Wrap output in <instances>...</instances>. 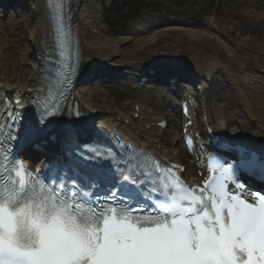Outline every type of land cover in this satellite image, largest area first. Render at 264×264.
<instances>
[{
	"label": "snow or ice",
	"instance_id": "obj_1",
	"mask_svg": "<svg viewBox=\"0 0 264 264\" xmlns=\"http://www.w3.org/2000/svg\"><path fill=\"white\" fill-rule=\"evenodd\" d=\"M55 22L64 61L71 57L63 0ZM42 107V116L54 114ZM80 161L41 178L0 140V264H264V192L242 195L236 176L254 160L225 167L223 157L211 158L202 188L150 160L114 168V158L95 149Z\"/></svg>",
	"mask_w": 264,
	"mask_h": 264
},
{
	"label": "bare ground",
	"instance_id": "obj_2",
	"mask_svg": "<svg viewBox=\"0 0 264 264\" xmlns=\"http://www.w3.org/2000/svg\"><path fill=\"white\" fill-rule=\"evenodd\" d=\"M15 3L19 4L17 9H20L21 2L15 0ZM99 3L100 0H71L73 20L81 39L79 80L84 79L85 76L95 72V70L97 72V69L99 70L101 67H113L114 60L120 57L123 46L128 43H133L134 48L130 51L131 53H136L142 49L150 48L154 45L158 37L162 38V35H167L170 31L174 32V34L185 36L191 44L215 42L218 48L212 54H204L205 52L199 51L185 56V63L189 67L181 66V62L177 60L181 58L179 55H177V59H171V61L178 63V65L174 63L178 66L176 67L177 72H190L198 79V86L203 89L205 94V98L200 99V103L204 106L207 114L213 121L215 119L220 120L224 123L227 131L238 132L244 136L251 137L258 143L264 144V69L263 71L260 70V72H255L252 70L253 68L247 69L245 63L242 62V64H239L238 56L232 52L225 40H220V38L214 37L213 34L205 30H197L194 28L184 29L180 25L167 24L171 26L169 29L155 33L150 37H137L136 40L133 39L134 41L130 37L108 39L101 34L102 27L98 24L100 17ZM237 3L240 8L251 9L250 11L255 10V13L260 12L258 14L259 18H247L250 19L249 22L256 21L259 23L257 28L258 32L263 31L264 25L261 23L264 22V0H235L232 5H236ZM25 5L28 6L31 12V20L29 22L27 21L25 26L27 47L24 46L20 49L15 47V39L11 37L7 28L0 23V90L12 92L19 97L29 92L41 82L44 48L49 45V30L44 19L45 12L42 0H26ZM232 5L230 6L232 7ZM3 6L5 7V4L0 3V10ZM2 13L3 11H0V15ZM234 16L243 19V14L240 15L239 12H234ZM87 30L91 31V37L89 41L84 42ZM142 30L139 32L145 34V31ZM251 31L253 32L252 29ZM9 45L12 48L11 52L14 53L12 60L9 57L11 52L7 49ZM220 48L225 51V57L221 55ZM125 58L128 57L126 56ZM126 60L123 61L126 62ZM165 65L167 64L163 62L162 65L156 68L154 66H147L143 70L147 71L148 69H152L158 71L156 76L151 77L154 83H158L160 75L175 76L173 71L169 72L161 68V66ZM162 72L163 74H161ZM90 88L89 84H78L74 89L73 96L82 110L97 117L95 123H98V125L113 126L119 129L126 139L151 149L157 155L165 157L171 162L185 164L186 178L190 181L199 180L195 176V172L200 168L197 160H194V158L189 159L184 148V150L182 149L183 152L181 151L182 156H180L172 147L178 141L177 134L170 140V146L167 148V144L160 138L161 130L156 128L150 118L146 117V114L141 109L138 118L136 120L130 119L128 126L116 122L117 117L127 118L110 110H103L97 101V96L100 94L99 90ZM136 89L138 93H151L146 90H139L138 87ZM157 97H161L160 93ZM134 106H131L132 115L135 112ZM165 106L172 107L167 103ZM172 109L174 110L175 108L172 107ZM178 119L180 120L181 117ZM198 124L199 122L196 123L195 127ZM146 125L149 126V129L145 133H141L142 128ZM161 143L166 146H162ZM158 145L161 146L159 150H157Z\"/></svg>",
	"mask_w": 264,
	"mask_h": 264
},
{
	"label": "rangeland",
	"instance_id": "obj_3",
	"mask_svg": "<svg viewBox=\"0 0 264 264\" xmlns=\"http://www.w3.org/2000/svg\"><path fill=\"white\" fill-rule=\"evenodd\" d=\"M123 1L124 0H100V17L98 24L102 27L101 34L108 39L130 37L132 40H136L137 37H150L155 33L169 29L171 26L167 24L180 25L181 27L183 26L184 29L194 28L197 30H205L213 34L214 37L216 36L220 38V40H225L232 52L238 56L239 64H242V62L245 63L247 69L253 68L252 70L255 72H260V70L263 71L264 69V30L258 32L257 28L259 23L256 21L249 22L250 19L247 18H259L258 14L260 12L255 13V10L250 11L251 9L240 8L238 3L232 5L235 0H132L133 4L140 6L139 8L141 10L137 15L138 18L134 23L128 26H116L114 30H110L108 22L112 19V14L110 12L112 3L115 2L117 5H121ZM25 4L26 3H23L20 9H9L5 17L3 14L0 15L1 25L7 28L11 37L15 39V47L19 49L28 46L25 37V26L26 22L31 20V12ZM230 5H232V7ZM234 12H239L240 15L243 14V19H241V17L236 18ZM244 24L246 25L244 26ZM261 24L264 25V22ZM141 30L145 31V34H141L139 32ZM90 34L91 31L87 30L84 42L89 41L91 37ZM215 44V42H198L196 44H191L185 36L174 34V32L171 31L168 32L167 35H162V38L158 37L154 45L150 48H145V50L142 49L136 53H131L130 50H133L134 45L133 43H128L123 46L120 57L114 60L115 63L113 67H101L98 70L102 75L112 74L113 76H121L120 79H115L117 83L99 85L97 82L91 84L89 87L99 90L100 94L98 93L97 101L100 103L103 110H110L111 112L121 114L122 117L124 114H128L126 108L123 107L127 101L139 102L149 109L161 110L167 114L162 108V100L159 101L157 95L138 93L132 88V84H123L124 77L128 79L131 76L135 81V77H137L138 73H142L145 67L154 66V68H156L162 65L163 62L166 64H173L175 62H172L171 59H177V55L181 57L177 59L181 62V66L189 67L185 63V56L199 51L205 52L204 54H212L214 53L213 51L218 48ZM7 49L10 52L12 50V48L9 47H7ZM219 50L221 55L225 57V51L221 48ZM26 51H28V49H26ZM13 55L14 53L12 52L9 54L11 60ZM126 56L128 58H125ZM126 59H130L129 62ZM123 60H126V62ZM164 93H166L165 90H163V94ZM168 96L172 100H175V97L169 94ZM131 112L130 119H132ZM167 116L168 118H174L173 115ZM173 135L174 131L171 126L169 133L161 135L160 137L163 139V142L167 144L166 146L161 143L162 146L168 148V146H170V140L175 136ZM172 147L178 155L182 156L181 141H179V139Z\"/></svg>",
	"mask_w": 264,
	"mask_h": 264
},
{
	"label": "trees",
	"instance_id": "obj_4",
	"mask_svg": "<svg viewBox=\"0 0 264 264\" xmlns=\"http://www.w3.org/2000/svg\"><path fill=\"white\" fill-rule=\"evenodd\" d=\"M112 6V19L109 22L111 29H115L116 26H128L140 11L139 6L133 4L132 0L125 1L122 6H118L117 4H113Z\"/></svg>",
	"mask_w": 264,
	"mask_h": 264
}]
</instances>
